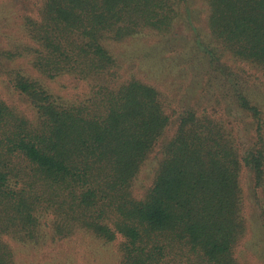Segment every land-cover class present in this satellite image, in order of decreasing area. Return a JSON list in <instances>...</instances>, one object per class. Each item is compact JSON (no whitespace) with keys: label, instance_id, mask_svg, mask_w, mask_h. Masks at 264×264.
Returning a JSON list of instances; mask_svg holds the SVG:
<instances>
[{"label":"trees","instance_id":"trees-1","mask_svg":"<svg viewBox=\"0 0 264 264\" xmlns=\"http://www.w3.org/2000/svg\"><path fill=\"white\" fill-rule=\"evenodd\" d=\"M206 2L224 50L264 71V0ZM186 4L42 0L21 23L24 42L0 48L9 60L28 56L39 74L22 67L9 80L34 116L0 98V264H19L17 245L79 233L116 242L119 264H264V256L237 255L252 219L264 235L260 108L237 92L255 124L241 147L219 118L171 114L168 96L153 85L134 76L118 81L119 59L105 45L168 32ZM61 77L83 82L86 95L66 101L43 83Z\"/></svg>","mask_w":264,"mask_h":264},{"label":"rangeland","instance_id":"rangeland-1","mask_svg":"<svg viewBox=\"0 0 264 264\" xmlns=\"http://www.w3.org/2000/svg\"><path fill=\"white\" fill-rule=\"evenodd\" d=\"M41 4L42 0H0V48L12 49L24 42L21 23L26 16L37 14ZM182 6L179 10L183 17L168 32L146 30L121 41L105 42L119 59L121 77L118 81L134 76L153 85L168 96L171 114L194 110L197 114L219 118L229 130L236 131L237 144L246 146L252 140L255 124L238 106L236 95L242 92L260 108L264 117V71L255 63L224 50L209 27L206 0H187ZM22 67L39 76L28 56L15 60L0 56V98L21 114L32 117L34 108L9 83L14 72ZM43 83L66 101L84 95L87 88L83 82L68 77L43 79ZM172 119L173 128L175 119ZM149 167L144 173L147 178L151 174ZM242 178L245 193L249 195L250 174L245 171ZM247 209L252 216L255 210L251 202ZM249 233L237 255L264 256V235L254 219ZM116 245V242L104 245L92 236L79 233L38 247L29 245L20 249L22 247L17 245L16 250H19V264H119Z\"/></svg>","mask_w":264,"mask_h":264}]
</instances>
